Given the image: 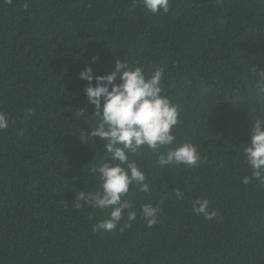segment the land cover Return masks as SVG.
<instances>
[{
  "label": "trees",
  "instance_id": "trees-1",
  "mask_svg": "<svg viewBox=\"0 0 264 264\" xmlns=\"http://www.w3.org/2000/svg\"><path fill=\"white\" fill-rule=\"evenodd\" d=\"M23 3L0 0V112L9 119L0 131V264H264V182H242L264 83V0H170L156 15L140 0ZM117 59L146 75L163 69L164 94L180 106L177 142L196 145L201 161L161 168L145 148L132 159L149 191L133 184L122 197L136 220L93 232L112 209L76 199L97 190L91 169L106 155L90 135L96 121L79 73L108 74ZM202 198L212 220L192 211ZM145 203L159 207L151 228Z\"/></svg>",
  "mask_w": 264,
  "mask_h": 264
},
{
  "label": "clouds",
  "instance_id": "clouds-1",
  "mask_svg": "<svg viewBox=\"0 0 264 264\" xmlns=\"http://www.w3.org/2000/svg\"><path fill=\"white\" fill-rule=\"evenodd\" d=\"M140 2L152 15L166 14L170 10V0ZM29 6L30 0H24L25 11ZM97 59L93 57V62ZM259 75L264 78V71ZM79 78L88 82L84 91L88 103L93 106L92 119L96 121L90 135L104 142L102 152L106 155L99 166L91 169L99 176L97 190L87 194L80 191L76 199L95 208H111L109 217L93 225L92 231H114L125 216L128 222L137 218V210L132 202L122 199L129 192L130 185L137 184L141 191H149L145 173L136 159H132L133 156L141 155L145 148L150 149L156 153L161 168L180 164L195 167L201 161V156L192 142H177L173 129L180 123V106L164 94L163 69L157 68L146 75L140 67L117 59L110 73L94 75L92 68L86 66L79 73ZM257 90L261 99L256 115L250 120V142L244 145L242 154L243 161L251 170V174L243 178L244 184H250L253 180L264 182V83L258 82ZM80 112L84 114L83 110ZM8 128L9 119L0 112V131ZM80 138L82 142H88ZM162 148L167 150L161 152ZM176 196L182 199L183 192L177 189ZM81 206L77 202L76 207ZM140 211L148 228L157 224L158 206L145 203ZM192 211L207 220L218 215L215 210H209V201L203 198L194 202ZM126 226L130 227L131 224Z\"/></svg>",
  "mask_w": 264,
  "mask_h": 264
}]
</instances>
